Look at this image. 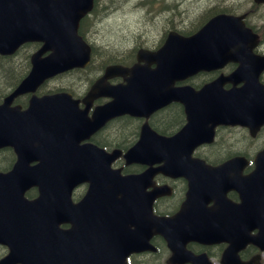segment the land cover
Returning <instances> with one entry per match:
<instances>
[{
	"label": "flooded vegetation",
	"instance_id": "flooded-vegetation-1",
	"mask_svg": "<svg viewBox=\"0 0 264 264\" xmlns=\"http://www.w3.org/2000/svg\"><path fill=\"white\" fill-rule=\"evenodd\" d=\"M133 1L143 3L142 10L147 6L144 12L146 16L156 19L161 15L164 22L157 26L152 36L150 29L134 33L129 52L117 59L110 56V59L133 65L138 55H143L140 54L141 49L156 50L165 43L171 32H175L183 37L195 36L193 58L200 61L195 63L193 73L176 81V84L185 87L182 101H168L148 116L122 113L111 117L83 140L94 142L108 151L120 149L112 164L116 177L133 174L130 180L132 190L121 185L127 194L133 193V208L150 216L151 207L155 215L164 218L163 230L177 234L171 240L180 248L176 256L173 257L169 240L161 232H153L147 242L156 248L149 249L148 245L145 249L133 251L128 259L133 257V264H145L143 256H152L157 260L161 258L158 264H264V184L252 191L249 185L255 173L261 169L256 159L264 152V122L253 134L249 124L245 123L249 117H242L244 123L236 121L238 117L227 121V109L230 113L235 111L231 101L216 105L211 101L185 100L193 94L206 96L230 90L234 86H252L256 89L264 85V0ZM102 7L105 9L107 5ZM101 8L100 0H93L91 9L79 23L80 33L91 43V57L97 54V49L88 31ZM181 11H189V19L186 16L179 18L177 14ZM222 14L232 15L236 19L228 28L233 37L217 35L222 33L217 31L219 25L207 27L214 17ZM31 43L34 42L22 45L13 53L0 52V70L14 71L11 79L1 80L0 104L30 71L31 55L38 48L36 43L34 46ZM95 57L87 72L93 70ZM204 57L205 63H202ZM107 65L101 64L99 71L95 68V74L80 87L62 88L70 89L75 96H85L93 82L105 72ZM57 76L45 79L36 89V94L57 91ZM124 80L121 75L109 78L110 83ZM70 81L74 84L73 79ZM97 91L101 93L95 99L79 102L87 116H92L97 105L109 103L114 98L108 94L106 87ZM31 95L32 92H26L7 104L25 110L31 105ZM144 126L164 135L160 151H145L142 144H137L143 131L147 136L152 135ZM181 129H187L186 134L171 138L170 135ZM130 149H133V160L128 162L126 153ZM159 153L161 159H155ZM16 160L15 146L12 143L1 144L0 172L11 170ZM35 162L31 161V164ZM80 187L82 196H85L90 183L84 181L77 189ZM3 193L0 178V197ZM39 193L38 186L26 191L30 198ZM66 226L71 227V224ZM191 253L197 255L195 259H188Z\"/></svg>",
	"mask_w": 264,
	"mask_h": 264
},
{
	"label": "water",
	"instance_id": "water-1",
	"mask_svg": "<svg viewBox=\"0 0 264 264\" xmlns=\"http://www.w3.org/2000/svg\"><path fill=\"white\" fill-rule=\"evenodd\" d=\"M90 3L91 0L81 2L78 0H0V50L2 52H12L25 40L43 41L41 48L33 57L34 67L25 79L27 82L24 86L31 84L34 79L40 81L69 67L83 66L88 62L90 47L78 34L77 29L80 17L91 7ZM231 24L232 21L228 17L217 16L209 22L207 27L219 25L220 27H216L217 31L222 33L217 35L233 37L228 32ZM168 38L169 42L165 43L162 49L164 55L157 59L158 65L153 70L142 68V65L138 63L132 67L118 64L107 66L104 79L119 74L128 80V83L115 85L113 88H117L115 92L117 98L112 101L115 109L120 110L121 106L136 114L148 113L159 106L161 100L154 99L151 95L152 86L146 81L155 80L156 84L161 85L160 81H163L166 73H169L166 77L170 79L194 71L195 63L200 61L193 58L195 36L183 37L170 33ZM45 51H49V54L41 57L40 54ZM151 61L148 62L151 63ZM201 61L205 63V57ZM24 86L18 87L10 98L18 92L27 90ZM102 87L104 83L101 79L95 82L92 86L94 96L101 93L97 90H101ZM241 88L233 87L201 98L191 95L185 100L211 101L216 105L231 101L235 111L230 113L227 109V121L238 117L236 121L244 123L242 117H249V121L245 123L249 125L257 123L255 125L257 127L264 121V91L260 88L253 89L252 86ZM135 89L138 90V96L132 97ZM168 91L172 97L177 89L169 87ZM88 98L92 99L90 93L85 98L87 102ZM33 100L36 103L31 112L39 129L37 139H52L56 145L47 151V158L52 157V161L47 164H52L54 167H48V180L45 185L50 184L51 188L55 187L56 192L62 190L66 192L67 189L70 192L76 184L89 177L93 181V195L100 200L101 204L94 206L86 197L73 203L66 193L57 198L56 208L49 210L48 214L43 216L40 213L38 199L27 200L24 196L20 198L16 194L17 187L10 184L11 196H7L8 198L0 204V223L3 225V227L0 226V242L8 243L11 249L10 253L0 260V264H13L17 261L25 264H126L125 258L130 252L147 247L146 241L153 228L158 227L160 232L163 231V218L155 215V220L146 216L138 217L140 210L135 212L137 214L135 216L133 198H117L119 186L109 176L113 173L109 167V160H106L105 168L98 166V169H92V160L96 158L94 152L97 150L92 148L91 151L87 144L78 145V142L82 139L84 128L91 127L86 134L88 136L104 120V115L98 116L99 109L95 112L93 120L83 117L77 110V100L68 92L45 95L41 99ZM37 108H40L41 114L34 112ZM242 110L247 114H244ZM7 124V118L0 113V126ZM50 126L53 131L49 130ZM255 130L252 128L253 133ZM159 136L153 134L151 138H144L145 148L153 150L152 152L160 151L163 138ZM17 138H28L27 130L12 129L3 137V139ZM105 154L107 156V153ZM25 157H28V154H25ZM161 157L159 153L155 159L160 160ZM23 160L24 156L21 155L16 167L21 165ZM256 164L261 169L251 179L250 191L257 190V187L264 183V152L258 155ZM12 172L14 173L9 183L17 181L19 177L27 173V170L18 171L15 168ZM34 174L38 179L42 171L36 170ZM53 179L57 181V186L52 185ZM121 181L122 185L129 184L125 178ZM51 198L53 197L49 199ZM88 206L91 218H96L101 226L100 234L104 240L101 249L98 247L90 249L83 245V222L87 217ZM72 212L76 223L73 236L67 230L60 228L56 230L53 225H50L53 221L67 220L66 217ZM42 217L49 223L47 231L40 230L39 223L43 220ZM133 217H138L134 220L135 229H133ZM31 221L36 225L20 233L17 230L8 231L5 228V226L28 224ZM176 237L177 234L172 238ZM72 247L73 262L71 261ZM175 248L174 256L179 251L177 245Z\"/></svg>",
	"mask_w": 264,
	"mask_h": 264
},
{
	"label": "rangeland",
	"instance_id": "rangeland-1",
	"mask_svg": "<svg viewBox=\"0 0 264 264\" xmlns=\"http://www.w3.org/2000/svg\"><path fill=\"white\" fill-rule=\"evenodd\" d=\"M104 5H107L105 9L102 7ZM142 6L143 3H135L133 0H100V8H102L95 14L94 24L88 31L90 40L97 49L93 70L59 77V82H56L57 85L69 86V83H71L70 79H73V86L80 87L81 84H84L95 74V68L99 71L100 65L110 60V56L117 59L121 54L128 53L133 46L134 33L141 31V29H147V31L150 29V35L155 34L157 26H161L164 19L161 15L156 19L149 18L144 13L147 6L145 10H142ZM190 15L189 11H181V13L177 14L179 18L180 16H186V19H189ZM78 192L81 193L82 188L78 189ZM2 251L0 247V253ZM143 259L145 262L150 261L151 264L161 262V258L159 260L156 258L151 260L143 256Z\"/></svg>",
	"mask_w": 264,
	"mask_h": 264
},
{
	"label": "trees",
	"instance_id": "trees-1",
	"mask_svg": "<svg viewBox=\"0 0 264 264\" xmlns=\"http://www.w3.org/2000/svg\"><path fill=\"white\" fill-rule=\"evenodd\" d=\"M110 60H112V59H110ZM93 64H90L88 67H87V69L86 70H89L90 68H91V66H92ZM2 68V62H1V60H0V69ZM85 70L84 69H75V70H73V71H70V72H68L67 73V75H69V74H74V73H78V74H80V73H83ZM13 75H14V71L13 70H5V71H1L0 70V84H1V80L2 79H11L12 77H13ZM19 75H21V74H19ZM72 76H74V75H72ZM19 78V77H18ZM17 78V79H18ZM76 80H78L77 78H76Z\"/></svg>",
	"mask_w": 264,
	"mask_h": 264
}]
</instances>
